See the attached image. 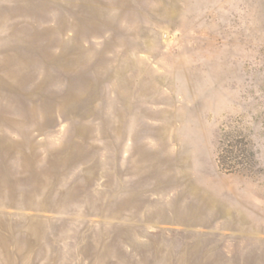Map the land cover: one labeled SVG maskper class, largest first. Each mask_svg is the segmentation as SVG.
<instances>
[{
    "label": "rangeland",
    "instance_id": "374dc122",
    "mask_svg": "<svg viewBox=\"0 0 264 264\" xmlns=\"http://www.w3.org/2000/svg\"><path fill=\"white\" fill-rule=\"evenodd\" d=\"M0 264H264V0H0Z\"/></svg>",
    "mask_w": 264,
    "mask_h": 264
}]
</instances>
